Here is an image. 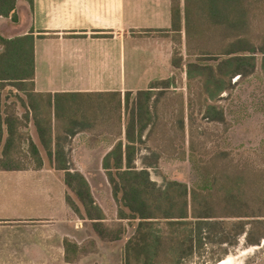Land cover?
<instances>
[{"label":"trees","instance_id":"obj_1","mask_svg":"<svg viewBox=\"0 0 264 264\" xmlns=\"http://www.w3.org/2000/svg\"><path fill=\"white\" fill-rule=\"evenodd\" d=\"M15 1L0 0V16H8ZM240 1L183 0L182 38L181 0H171V26L160 31L170 32L167 35L172 40V75L153 83L152 88L156 90L137 92L131 101L129 92L123 97L120 92H93L92 100L72 102L76 114L82 112V118L85 119L83 111L88 107L93 109L99 126L117 127L112 134L116 137L123 113L128 115L124 133L128 143L122 149V142L118 140L102 164L113 197L117 198L120 192L122 204L128 209V212L119 209L117 218L138 221L124 245L125 264H130L132 258L140 259L141 264H181L184 240H189V254L192 253L204 226L214 227L232 219L240 233L244 232V218L254 223L264 218V163L263 166L240 163L230 157V152L215 151L200 160L204 177L202 184L195 187L175 180L159 186L148 171V167L157 166L165 145L177 151L178 142L185 139L186 123L191 116L200 114L209 122L223 120L217 98L231 87L234 76L240 78L252 73L257 66L264 72V0H248L246 5ZM33 43L32 34L0 38V91L11 85L22 93L33 92ZM169 94H172L173 107ZM193 94L199 97L195 108ZM163 96L168 100L160 109L158 100ZM48 103L51 106L50 95ZM60 103L54 97L55 117ZM1 106L0 95V168H40L39 150L24 131V114L8 113ZM148 126L145 140L150 144L145 149L149 154L142 158V166L137 167L133 162L136 150L129 142L135 138V130L139 139ZM47 154L51 156L50 151ZM55 167L64 171V183L82 204L84 214L68 193L66 204L78 217L92 221L99 235L107 237L100 228L104 212L95 202L84 175L66 164L56 163ZM158 225L162 227L157 230ZM119 238L115 234L109 239ZM220 241L227 242L225 237ZM67 242L65 239L64 244ZM160 251L162 262L156 258Z\"/></svg>","mask_w":264,"mask_h":264},{"label":"crops","instance_id":"obj_2","mask_svg":"<svg viewBox=\"0 0 264 264\" xmlns=\"http://www.w3.org/2000/svg\"><path fill=\"white\" fill-rule=\"evenodd\" d=\"M180 5L184 38L183 0ZM170 26L171 0H16L12 12L0 16V38L34 36L33 92L16 95V108L22 109L16 114H24V131L42 162L38 169L0 168V264H87L93 259L89 248L71 255L70 243L86 247L94 241L102 251H112L113 241L97 236L92 221L66 204L69 189L55 164L76 167L88 182L107 180L103 160L118 140L122 149L128 143V115L123 113L116 137L117 127L99 126L88 107L82 118L72 102L92 100L93 92H120L121 97L129 92L131 101L139 91L156 90L153 83L173 72L170 32L160 31ZM54 97L61 102L56 117ZM148 129L139 139L135 130L129 142L136 166L139 160L142 165V150L150 144ZM78 133L99 140L85 145L77 142ZM102 140L108 144L99 155L94 151Z\"/></svg>","mask_w":264,"mask_h":264},{"label":"rangeland","instance_id":"obj_3","mask_svg":"<svg viewBox=\"0 0 264 264\" xmlns=\"http://www.w3.org/2000/svg\"><path fill=\"white\" fill-rule=\"evenodd\" d=\"M246 2L248 0L240 1L243 5H246ZM231 83V87L217 98V104L223 110V120L209 122L204 120L200 114H194L186 123L187 132L184 141L175 145L177 151L174 152L173 149L170 150L165 145V149H162L164 154L158 160L157 166L148 167L150 178L157 185L162 186L167 180H175L188 187L201 185L204 167L200 160L218 150L230 152V157L236 162L263 166L264 72L257 66L252 73L240 78L238 75L234 76ZM183 90L185 91V88ZM18 93L19 91L11 85L2 88L0 91L1 108L8 110V113H12V111L22 113L21 107L16 108ZM168 96V99L171 100V107H173V100L170 98L172 94ZM191 96L193 97L192 107L195 108L198 106L199 97L196 94ZM134 97L135 95L131 98ZM168 99L166 96L159 98L160 109L163 107L162 103ZM76 140L86 145L92 141L97 142L99 139H94L93 134L78 133ZM107 141L98 142V148L94 152L102 155L106 150ZM142 152L141 159L149 154L146 149H143ZM139 163L137 167L142 166ZM88 183L95 202L104 212L105 219L100 223V228L103 232L102 235L107 237H102L96 231L95 233L104 240L113 241V248L110 253L107 250H103L105 252L103 253L102 248L94 241L86 247L83 244L75 247L70 243V245L68 244L69 253L71 255L84 254L86 248H89L93 249L95 254L87 264H125L124 245L134 233L138 221L137 219L120 220L117 218L119 209L125 212H128V209L122 204L120 192L117 194V198L113 197L108 180L96 179L90 180ZM66 193L71 196L81 213L84 214L82 204L76 195L70 189ZM84 219L91 222L87 218ZM233 222L230 219L221 221L214 227L204 226L200 230L199 240L195 241L190 254L189 240H184L181 264H220L223 260L226 261V264H264V218L260 219L258 223H254L252 219L244 218V232L240 233H238V225ZM158 227L162 226L158 225L157 230ZM249 232L252 233L248 238ZM115 234H119L120 238L109 239ZM222 237H225L227 242H221ZM157 254L158 262H162L161 251ZM219 259L222 260L218 261ZM130 264H141V260L132 258Z\"/></svg>","mask_w":264,"mask_h":264},{"label":"bare ground","instance_id":"obj_4","mask_svg":"<svg viewBox=\"0 0 264 264\" xmlns=\"http://www.w3.org/2000/svg\"><path fill=\"white\" fill-rule=\"evenodd\" d=\"M220 264H226V261H224V260H223V261H221V263H220Z\"/></svg>","mask_w":264,"mask_h":264}]
</instances>
